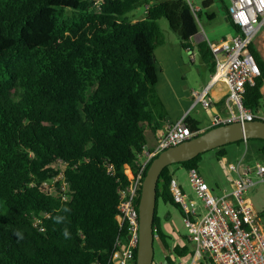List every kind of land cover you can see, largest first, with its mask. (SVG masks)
I'll use <instances>...</instances> for the list:
<instances>
[{
  "label": "trees",
  "instance_id": "obj_1",
  "mask_svg": "<svg viewBox=\"0 0 264 264\" xmlns=\"http://www.w3.org/2000/svg\"><path fill=\"white\" fill-rule=\"evenodd\" d=\"M146 4L143 18L131 20ZM161 19L191 48L199 30L186 0H104L99 10L94 0H0V264H106L117 237L126 239L118 191L139 170L146 131L162 126L155 58L164 44ZM249 50L261 75L246 86L243 105L258 111L264 60L253 45ZM197 52L206 64L213 59L206 41ZM184 123L197 132V122ZM217 155H226L223 146ZM200 156L176 164L196 169ZM58 161L66 165L67 199L61 182L53 183ZM173 165L159 176L153 222L166 264L189 251L170 247L157 216L159 202L180 211L169 187ZM43 213L39 230L33 217Z\"/></svg>",
  "mask_w": 264,
  "mask_h": 264
},
{
  "label": "built area",
  "instance_id": "obj_2",
  "mask_svg": "<svg viewBox=\"0 0 264 264\" xmlns=\"http://www.w3.org/2000/svg\"><path fill=\"white\" fill-rule=\"evenodd\" d=\"M103 1L94 0V7L99 10ZM228 1L227 14L238 28V32L216 43L204 38L215 64L213 78L224 81L227 87L226 104L234 109L226 118H216L214 126L264 121L263 112L252 111L243 105L246 86L254 85L261 75L259 65L249 47L257 34L264 36V0ZM188 5L196 17L199 9L192 7L190 2ZM148 8V4L142 7L143 14ZM205 93L206 91L192 92L194 105L201 104L204 108L210 106V100L205 97ZM184 118L165 126L154 148L143 153L146 159L140 163L135 177L118 191L117 220L120 229L125 228L127 235L126 239L117 237L106 264H135L139 242L137 199L139 200L140 196L138 192L143 181L144 168L163 150L198 135V132H192L186 126ZM56 164H60V167H56ZM54 167L59 173L54 177L53 183L61 182L58 188L63 199H67L65 194L68 191V183L63 180L66 165L58 161ZM253 173L255 180L249 175H239L233 180L230 192L215 197L211 196L209 186L196 169L187 170L190 187L201 201V207L180 189L174 178L171 179L169 187L172 198L178 204L184 226L188 230L186 242L188 247L193 244L186 256L174 258L171 264H264V233L257 224L258 216L253 205L245 197L258 180L264 181V169L257 166ZM41 216L48 217L45 213L33 217V224L39 230H43Z\"/></svg>",
  "mask_w": 264,
  "mask_h": 264
},
{
  "label": "crops",
  "instance_id": "obj_3",
  "mask_svg": "<svg viewBox=\"0 0 264 264\" xmlns=\"http://www.w3.org/2000/svg\"><path fill=\"white\" fill-rule=\"evenodd\" d=\"M132 15L135 18L133 21L142 19L144 16L143 12L141 15L133 12ZM225 19L229 23L227 13L225 14ZM229 35L230 36L227 38L232 37L234 31L232 30V33ZM255 38H258V44L255 42L256 39H254L251 45L254 46L263 58L262 49L264 50V36L259 33ZM202 41L205 40L197 33L190 41L191 48H185L178 38H165L164 44L157 46L155 49V58L159 68L156 92L164 111L163 114L159 115L163 117L160 131H162L166 125L174 124L185 117L197 122V132L201 134L214 127L213 124L216 118L224 119L230 114V111H234V109L226 104V84L222 80L213 78L215 69L214 60L210 59V63L206 64L202 56L197 52V45ZM185 54L188 55V64ZM197 57L201 62V69L193 72V67L197 64ZM193 91H206L205 97L209 98L210 106L204 108L201 104L194 105L192 96ZM261 93L263 96V107L259 110L264 113V85L261 88ZM198 106H200V109H198ZM160 131L156 134L151 130L146 131L147 145L145 151L154 148L161 134ZM238 144L245 151L243 156H241L236 163V170L230 175V186H232L233 180L239 175H249L252 177L257 166L264 169V158L261 154L264 149L263 141L257 139L249 141L244 140L242 143ZM145 159L146 157L140 160V162H144ZM250 161H254V166L250 164ZM176 244L182 246L185 243L177 238Z\"/></svg>",
  "mask_w": 264,
  "mask_h": 264
},
{
  "label": "rangeland",
  "instance_id": "obj_4",
  "mask_svg": "<svg viewBox=\"0 0 264 264\" xmlns=\"http://www.w3.org/2000/svg\"><path fill=\"white\" fill-rule=\"evenodd\" d=\"M188 3L192 4V7L198 8L199 11L196 13V22L198 25V33L204 38L209 39L213 42H218L221 38H227L232 33V28L230 24L225 19V14L227 13V8L229 6L228 0H211V3L203 8V2L206 0H186ZM143 9H138L135 13L141 15ZM207 14H213V17L209 19ZM136 16V15H135ZM131 17V20H134ZM158 24L163 33L164 39H176V35L170 30L169 25L166 20L161 19ZM259 38V37H258ZM258 38L255 42L258 44ZM262 54L264 58V50L262 49ZM185 58L188 61V55L185 54ZM201 69V62L197 57V64L193 67V72ZM157 114H163V108L158 101ZM200 109V106H198ZM167 118V117H166ZM226 155L222 158L218 157L217 149L207 151L201 154L200 159L197 161L196 170L202 176L204 181L210 188L211 196L219 197L224 193L230 192L231 186L229 183L231 173L237 168V161L243 156L244 149L239 146L238 143H231L223 146ZM239 147V148H238ZM144 155L140 156V160H143ZM254 162V161H253ZM250 161V164L254 163ZM56 167H60V164H56ZM254 166V165H253ZM171 172L174 174L173 178L177 181L180 189L188 195L189 198L196 201L198 207H201V201L195 196L192 191L187 170L179 164H174L170 167ZM229 172V173H228ZM252 179H256V176L252 174ZM53 190V189H52ZM54 191V190H53ZM245 197L251 202L254 210L257 213L258 219L257 224L264 233V181L258 180L254 187H252L246 194ZM157 216L162 222V227L165 233L168 235V243L170 247L173 248L176 244V239L179 238L188 246L187 237L188 230L184 226L182 220V213L179 209L171 204H165L159 202ZM166 226V227H164ZM193 247L191 243L189 248ZM166 252L158 240L154 241V256L153 264H166L165 263Z\"/></svg>",
  "mask_w": 264,
  "mask_h": 264
},
{
  "label": "water",
  "instance_id": "obj_5",
  "mask_svg": "<svg viewBox=\"0 0 264 264\" xmlns=\"http://www.w3.org/2000/svg\"><path fill=\"white\" fill-rule=\"evenodd\" d=\"M250 139L264 141V121L214 126L183 143L163 150L151 161L143 178L138 200L139 242L135 264H153L156 188L162 170L166 166L189 161L207 151Z\"/></svg>",
  "mask_w": 264,
  "mask_h": 264
},
{
  "label": "clouds",
  "instance_id": "obj_6",
  "mask_svg": "<svg viewBox=\"0 0 264 264\" xmlns=\"http://www.w3.org/2000/svg\"><path fill=\"white\" fill-rule=\"evenodd\" d=\"M64 235H65V236H67V235H68L67 231H65ZM21 238H22V237H21Z\"/></svg>",
  "mask_w": 264,
  "mask_h": 264
}]
</instances>
